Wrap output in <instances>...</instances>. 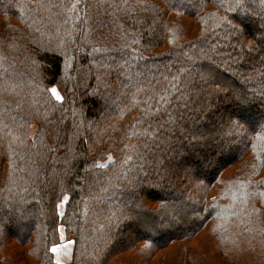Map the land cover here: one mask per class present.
<instances>
[{
    "label": "trees",
    "instance_id": "obj_1",
    "mask_svg": "<svg viewBox=\"0 0 264 264\" xmlns=\"http://www.w3.org/2000/svg\"><path fill=\"white\" fill-rule=\"evenodd\" d=\"M255 19L264 0H0V264L64 241L70 264H264Z\"/></svg>",
    "mask_w": 264,
    "mask_h": 264
},
{
    "label": "rangeland",
    "instance_id": "obj_2",
    "mask_svg": "<svg viewBox=\"0 0 264 264\" xmlns=\"http://www.w3.org/2000/svg\"><path fill=\"white\" fill-rule=\"evenodd\" d=\"M254 21L256 22L254 25L258 26L260 24V27L262 28V31H263L264 30V20H260V23H258V21L256 19ZM246 30L252 31L250 29H246ZM246 30H245V32H246ZM53 89H55V88H53ZM57 95L59 96L58 92H57ZM246 99H248V98L246 97ZM254 123H255V120L248 121V124L250 127L252 125H254ZM224 151H225V149H224ZM61 210H63V204L61 206ZM72 247H73V243L70 241H64L63 244H59L58 246H55L54 247L56 249V251L54 252L55 259L61 264H70L71 259H72Z\"/></svg>",
    "mask_w": 264,
    "mask_h": 264
},
{
    "label": "snow or ice",
    "instance_id": "obj_3",
    "mask_svg": "<svg viewBox=\"0 0 264 264\" xmlns=\"http://www.w3.org/2000/svg\"><path fill=\"white\" fill-rule=\"evenodd\" d=\"M51 91H52L53 95H56V98H57V99H61V97H59V96L57 95V90H56V89H52ZM161 99H163V97H162ZM244 102H245V99H244V98H238V105H239V104H243ZM52 251L55 252L56 249L53 248Z\"/></svg>",
    "mask_w": 264,
    "mask_h": 264
}]
</instances>
